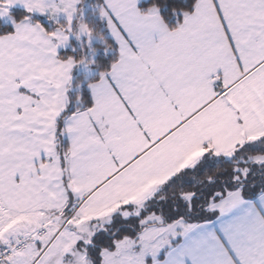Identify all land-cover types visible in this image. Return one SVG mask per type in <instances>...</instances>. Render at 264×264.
Returning a JSON list of instances; mask_svg holds the SVG:
<instances>
[{
	"label": "snow or ice",
	"instance_id": "obj_1",
	"mask_svg": "<svg viewBox=\"0 0 264 264\" xmlns=\"http://www.w3.org/2000/svg\"><path fill=\"white\" fill-rule=\"evenodd\" d=\"M0 264H264V0H0Z\"/></svg>",
	"mask_w": 264,
	"mask_h": 264
},
{
	"label": "crops",
	"instance_id": "obj_2",
	"mask_svg": "<svg viewBox=\"0 0 264 264\" xmlns=\"http://www.w3.org/2000/svg\"><path fill=\"white\" fill-rule=\"evenodd\" d=\"M199 153L198 152H193L191 153L188 158L186 159L185 163H187L189 160H191L193 157L197 156ZM162 180H159V179H152L150 180L147 184L143 185L142 188H140L138 190V192H144V191H147L148 188L152 187L153 184H156V183H161ZM130 199H135V197H131Z\"/></svg>",
	"mask_w": 264,
	"mask_h": 264
},
{
	"label": "rangeland",
	"instance_id": "obj_3",
	"mask_svg": "<svg viewBox=\"0 0 264 264\" xmlns=\"http://www.w3.org/2000/svg\"><path fill=\"white\" fill-rule=\"evenodd\" d=\"M23 219V218H22ZM15 222V221H14Z\"/></svg>",
	"mask_w": 264,
	"mask_h": 264
}]
</instances>
